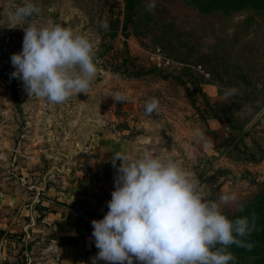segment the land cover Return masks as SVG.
I'll return each instance as SVG.
<instances>
[{
  "label": "rangeland",
  "instance_id": "1",
  "mask_svg": "<svg viewBox=\"0 0 264 264\" xmlns=\"http://www.w3.org/2000/svg\"><path fill=\"white\" fill-rule=\"evenodd\" d=\"M32 2L42 10L37 24L60 23L91 38L99 73L88 94L65 103L30 97L11 76L10 57L22 51L24 31L0 23V230L25 234L0 236V264H93L99 249L91 221L109 210L117 151L175 159L209 198L235 189L246 206L264 191V180L256 182L248 168L264 158V114L257 116L264 107V10L156 0L148 12L149 0H137L128 14L123 0ZM8 4L0 0V11ZM105 20L107 31L99 27ZM157 51L169 61L165 67L150 60ZM241 85L242 95L224 96ZM116 91L128 101L115 102ZM151 97L161 107L149 116ZM197 127L208 144L195 140ZM222 207L240 213L235 204ZM230 251L235 264H264L261 243L249 254Z\"/></svg>",
  "mask_w": 264,
  "mask_h": 264
},
{
  "label": "clouds",
  "instance_id": "2",
  "mask_svg": "<svg viewBox=\"0 0 264 264\" xmlns=\"http://www.w3.org/2000/svg\"><path fill=\"white\" fill-rule=\"evenodd\" d=\"M155 6L156 0H149L145 7L152 12ZM2 9L0 23L8 28L19 25L24 31L22 51L10 57L15 69L11 76L23 82L30 97L62 104L78 93L88 94L99 73L98 49L89 36L60 23L37 24L34 17L42 10L32 0L23 4L9 0ZM99 27L107 31L108 22L100 21ZM242 88H225L223 94L226 98L242 95ZM111 97L117 103L129 99L122 91ZM160 107L159 99L151 97L145 102V114L158 113ZM261 114L264 107L257 116ZM193 135L197 142L209 143L203 129L195 128ZM186 155L195 159L190 151ZM111 164L116 176L109 210L102 219L91 221L99 249L93 264H134V260L140 264H235L232 246L249 251L254 247L249 237L258 230L256 213L229 218L222 207L235 204L244 212L237 190L209 198L198 177L175 159L152 151L135 155L117 151Z\"/></svg>",
  "mask_w": 264,
  "mask_h": 264
},
{
  "label": "trees",
  "instance_id": "3",
  "mask_svg": "<svg viewBox=\"0 0 264 264\" xmlns=\"http://www.w3.org/2000/svg\"><path fill=\"white\" fill-rule=\"evenodd\" d=\"M125 4V9L128 14H131L134 12V7L137 5V0H123ZM189 4H194L196 0H185ZM201 7L202 9H207L206 5H209L215 9H220L224 11H234V10H240L243 8H254L256 10H264V0H201ZM38 207L36 206L35 209ZM47 211L50 212L49 209L45 207H41L38 209L39 212ZM255 212L257 215V227L258 230L254 231L252 235L249 237V239L254 243V247L252 248L251 251L245 249V248H237L235 246H232L233 250L238 254V255H243L244 253L249 254L250 252H253L255 247L258 244L264 245V191L258 194L255 198L250 200L249 202L246 203L245 210L244 212H240L238 214L234 215H228L226 214L229 218H236L240 216H251V214ZM37 220L41 221V215L39 214V217ZM259 226L262 228L259 230ZM7 233L3 230H0V236L6 235ZM12 237H18L19 239H23L25 234L22 233L20 235H12V234H7ZM31 243H27L26 249H30ZM23 253V249H21ZM21 255V254H19ZM25 258V256H24ZM19 264H27L26 259H23L22 262Z\"/></svg>",
  "mask_w": 264,
  "mask_h": 264
},
{
  "label": "crops",
  "instance_id": "4",
  "mask_svg": "<svg viewBox=\"0 0 264 264\" xmlns=\"http://www.w3.org/2000/svg\"><path fill=\"white\" fill-rule=\"evenodd\" d=\"M238 165V164H237ZM249 170L255 175V181H263L264 180V158H261L257 163H250L249 162ZM235 164L231 165V169H235Z\"/></svg>",
  "mask_w": 264,
  "mask_h": 264
},
{
  "label": "built area",
  "instance_id": "5",
  "mask_svg": "<svg viewBox=\"0 0 264 264\" xmlns=\"http://www.w3.org/2000/svg\"><path fill=\"white\" fill-rule=\"evenodd\" d=\"M150 60L158 67H165L169 64V61L159 52L151 54Z\"/></svg>",
  "mask_w": 264,
  "mask_h": 264
}]
</instances>
